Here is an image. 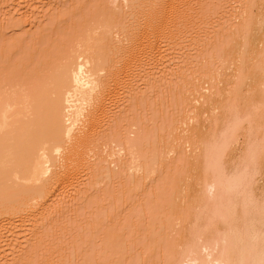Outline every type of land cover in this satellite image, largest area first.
Returning a JSON list of instances; mask_svg holds the SVG:
<instances>
[{"label": "bare ground", "instance_id": "obj_1", "mask_svg": "<svg viewBox=\"0 0 264 264\" xmlns=\"http://www.w3.org/2000/svg\"><path fill=\"white\" fill-rule=\"evenodd\" d=\"M24 1L25 0H7L4 1L3 4L1 3L2 1L0 2V33L2 40H4L6 35H16L14 31L13 32L15 34L11 33L12 29H16L18 27L21 29V26L23 25L22 18L16 19L14 15L20 8L21 4L24 6ZM33 1L34 0L29 2V5L25 3L26 1L24 2L26 4L25 7L28 6L26 7L28 14L30 12L32 14V7L36 3ZM117 1L112 0V2H115V4ZM177 1L180 2L181 0H121L120 3H122V8L120 7V3V6L118 5V7L120 9L125 7L128 8L127 11L126 8L123 9V11L121 10L120 16H122L123 19H126V22L124 21L122 25L118 22L119 17L112 13L113 10L110 8L108 11L102 12L101 15L97 13L88 14L86 16L88 23L87 28L80 36H78L76 41L74 40L75 42H69L67 41L68 39H66L63 48L61 47V49L56 53L57 58H53L55 65L47 66L45 62L44 64L46 66H43V68H41L42 65L39 66L40 69L39 67H32L22 74L17 71L20 67H22L21 61H19L20 64H13L12 60L15 58L14 54L21 56L22 60L27 57L31 50V47L28 46V41L31 38L27 33L22 32L20 29H16V31L18 30L16 37L20 36V38H16L14 36L15 39H13V44H16L15 42L17 40L19 42L21 41L22 43L26 41L27 43L25 42L26 44H23L24 46L22 45V47L19 48L21 43L17 41L18 48H16V50L14 49L15 53H13L14 50L12 51L11 54L13 55L9 56L8 54H3L2 57H0V221L2 219L3 221L5 220L7 222L9 228L5 229H8L7 233L10 235L9 240L8 236L3 233L4 229H0V247L4 245L3 243H5V237H7L6 240H9V243L7 242L8 246L7 243L5 245L10 250H12L11 253L13 254L17 249L18 253H20L22 256H25L31 252L30 245L37 243L44 244V236L50 232L49 230L48 233H46L48 226H51V228L54 226L51 225V221L53 224H57V222L55 223V219L58 216H55L56 218H53L54 220L50 218V213L52 210L55 211L54 209H59L60 211H57L60 212L59 214L64 218L69 212L68 210H70V208L74 205H82L85 200L88 199L91 200L88 202L96 203L95 201L97 200L94 201L96 197L93 198L95 193L100 196L99 197L96 195L98 197V201L102 202L104 196L102 198L100 195V193H103L101 192V189H97L98 191L94 189V193H92L88 187V184H91L90 182L88 183V181L93 177H95L94 180L97 179L96 181L99 183V180H102L101 177L104 180H107L109 177L110 178L108 180H114L122 174H131V176L129 175L127 178L131 177L130 182H132V184H134L137 189H139V187H141L140 185L142 180H145L148 176L150 178L151 174L154 176V174H156L155 172L158 171L157 169H160V175L163 170L164 174L162 175L166 177L167 174H169L167 173V170H169L173 164H171L172 160L174 162V156H179V158H175L176 162V159L184 157L181 155L186 156L187 154V158L184 159L185 162L184 160L178 162H182V164H188L189 162L191 164L189 167L193 170V179H195L194 175L196 176V183L193 181L196 186L195 184L192 185V181L190 182L189 179L188 181L192 185L190 187L191 189L192 187L198 188L195 191L196 193H193V195V191L191 192V189H188V185H190L189 182V184L186 182L188 187L183 182V179L186 176L184 171H187L184 169L182 174L185 176L183 175V177L180 175L182 180L177 178V181H181H179V185H181L182 182L184 183H182L183 187L178 185L180 189H176L179 188L176 187L174 190H172V188L169 190V192L175 191L174 193L177 194L173 195L168 192L166 189L168 183L165 185L166 187L164 186L167 191L160 189L161 192L163 190L165 194L167 193L166 196H168V194L171 196L166 197V200L165 198L163 199L165 201L164 204L160 203L163 206L162 208H159L161 209V212L157 208L156 212H160V214L158 213L159 216L157 215V218L160 217L159 219H161V223H157V225H160H158L159 231L157 228L158 233L154 231L156 229H154V226L157 227L155 221H153L154 223H152L150 226L152 228L149 227L150 231L153 232V234L149 236H152L153 239L155 234L157 238H159L160 243L163 242V239L161 238L171 232H169L167 229H169L168 227L172 226V223L174 222L173 220L178 221L179 225L184 227L183 230H181L183 231V238H181L182 243H180V245L178 243L176 245L178 247L175 246L174 249H170L173 251H171L172 255L170 254V256L167 257V259L169 258L167 260L168 264H264V186H262L264 183L262 181V171L264 170V139L262 138L264 133H262L263 135L261 137V133L258 134L260 132L259 130L263 128L261 120H264V11L262 10V13H257L258 10L260 11V8L264 9V0H260L261 3L259 0H235L236 3L238 2L237 5H239V7L236 5L237 9L234 7L232 8H234L236 11L238 10L235 12L238 15L232 13L233 9L231 8V13L233 16L234 14L236 16L233 17L232 14L230 15L229 12L225 11L227 16H224L225 18L223 17V22L220 20L221 28L222 26L226 27L224 28L225 31L217 28V25L219 26L217 23L219 22L216 23V27H214V23L213 25L210 24L212 27L216 28V31L214 32L213 28L211 30V36L214 37L216 35L215 32H217V34L220 33L217 31V29L222 31L221 33L226 32L228 34V32L231 31L230 28L233 32L235 31V28L239 27L237 28L240 32L239 36L234 39L236 41L240 39V46L236 47V50L234 51V62L232 68H227L224 66L225 59H220L218 61V72L213 71L211 73L213 76L217 75L215 76L217 78H215L214 82L212 81L209 87L210 89L206 90V93L208 92V94L204 95L203 103L201 105L192 107L193 99H191V96L192 91H194L195 88V76L189 78L190 83H188V81L185 82L186 80L184 81L182 74L179 72L182 68L177 69V72H175L176 74L172 75L171 81L169 79L171 82L169 86H173L175 91H173L172 88H167L169 81L167 82L166 79H164L166 83L162 79L161 81L160 79L159 81L157 80L159 83L164 82L163 86L164 84L165 86L163 87L161 83L159 87L161 89L164 88V90L169 89L167 91L169 94H172L173 91L176 92V95L179 98L184 96V107L186 115L188 116L187 118L186 116H183V121L187 122L181 121V125L180 123L177 124L175 122V124L179 126L173 128L169 134L162 132L163 135L161 136V139L158 138V134L156 140L157 142L152 141L153 139L151 138H153V136L150 137V142H153L154 144L156 143L154 146L150 143V145L153 146V148L151 147L152 149L149 147L148 149L147 147L142 149L143 147L141 146L140 149L138 148V141L140 142L144 139L145 141H148L145 138L146 135L144 137H138L136 140L137 142H134V139L131 136L135 137V135L128 136V131L124 130L126 127L125 124V127L122 125L124 127L122 128L120 125L123 122L118 121L120 116L121 118L124 117L122 116L123 114H121L119 117L113 116V118H118L117 120H114L115 118L113 119L115 122L112 121V119L109 121L110 118H112L111 115L118 111L117 106L119 112L115 114L118 115L121 113L120 109L123 103L120 104V101L116 106V111L112 112V110H114L112 106L114 104L112 101L115 100L114 97L117 96L116 93H118V89H120L122 86V89H124V87L130 88L131 86L134 89L133 86L135 85V81H137V83L141 81V83L144 82L145 87H143L146 89H149L152 83L159 84L154 82V80L156 77H158L156 75H159L160 73L162 74L165 71L162 66H166L165 64L171 62V59H177L173 55V48L174 51H177L178 48L176 49L175 45H182L181 42L184 40L182 38H184L187 34L185 31L189 27H187L186 24H189L191 27V22H193L196 25L194 21L195 18L199 16L198 13H196L197 15L194 13L196 15L195 17L192 10L189 8V6L192 7L191 2V4L188 3L187 10L190 9L194 17L191 14V20L189 18L187 20V18L185 19V17H182L185 15L180 16L181 13H179L180 10L178 9H182L179 6L183 4H177ZM207 1L211 3V0ZM209 2H207L208 5ZM228 2L229 1H226V3ZM158 3L163 4L165 7L167 5L169 12H167V10L164 12L165 10L162 11V8L158 9V7L155 9L154 7H156V4ZM207 3H205V6ZM161 4H158L157 6L160 7ZM259 5H263V7ZM200 7L201 6H198V8L201 10V8L204 6L201 8ZM144 8H149V13L147 11L148 14L145 15L147 18H145V21L143 22V17H141L142 14L138 12H141L142 9L144 10L143 12L146 13ZM256 8L258 9L257 11ZM174 10L175 12L177 10L179 13L176 15L177 19L174 15ZM187 10L185 13L189 12L186 14L189 16L190 10ZM171 11H173L174 14H172ZM124 12L126 13L124 15L127 16L129 14L127 17H130L131 19L133 18L132 22H134V18L135 20L136 18L138 20L137 15H139V17H141L140 21L143 23L138 25L139 22L136 21V23H138H134L137 27L133 26L134 23L133 25H130V18L124 16ZM220 12L222 11L220 10ZM182 13L184 14V12ZM201 13L202 12L200 11V14ZM171 15L172 17L169 18ZM173 15L176 20H172V18H174ZM218 15L220 16V14ZM214 16L216 17V14ZM221 16H223V14ZM178 18L181 19V22L182 20L188 21L185 26L183 25V22L182 24L179 21L181 27L186 28L183 29L179 24H176L178 23ZM170 19L172 20V26L169 25ZM217 19L218 18L216 17V21ZM189 20L191 22H189ZM224 20L227 22L225 23ZM173 21H175L177 26L179 25V29L185 32V34L183 32L180 34L179 29L174 28ZM229 22H233V24L238 22L239 24L236 23L237 26L235 27L236 24L234 26L231 24V26ZM171 27L173 30H169ZM193 27L194 29L196 28L195 26ZM227 27L229 28V31H227ZM259 29H262V36L260 38L256 37L259 36L256 34ZM133 30L135 31L136 35L132 32ZM177 30L179 31L178 34L176 32ZM187 30L189 31L190 29ZM170 31H175L173 34L175 33L174 37L176 36V39L173 37ZM6 32L11 33L12 35H8ZM165 32L166 34H169L167 35L168 37H165ZM196 32L199 31L196 30ZM236 32L237 31H235V35L237 36L238 32ZM188 33L192 35H190L192 38L194 34H192L190 31ZM221 33L219 34L220 37L217 35V38L219 37L220 40L225 37L224 35V37L221 36ZM176 34H180L182 38L181 36H178L179 38H177ZM189 34L186 37H188ZM229 34L228 35L230 37H233L232 33ZM171 35L174 39H171ZM164 37L166 39H164ZM230 37L227 39H230ZM208 38L210 39L211 37ZM162 39H164V41H162ZM180 39L182 40L180 43H178ZM188 39L184 41H188ZM171 40H177L175 41V43H177L175 44L172 41L174 43L173 44ZM11 48L13 49L14 47ZM182 51H184V49ZM168 56L170 59H168ZM182 58L183 57H181V59ZM132 62L138 66L137 69L139 72L134 69L136 67L133 68L135 71L132 70L130 73L127 71L131 65L130 63ZM172 62L174 63L175 61L173 60ZM168 65L170 67V64ZM183 65L184 64H182V66H176L183 67ZM172 67L174 68V65ZM175 69L176 68H174V70ZM227 69L229 71H226ZM222 70H224L226 75H223L224 73L221 74L220 71ZM133 71L134 73L136 71L138 72L137 76L135 74V78L129 75L132 74ZM192 71L194 72L195 70ZM11 72L12 74H10ZM127 72L129 74H127ZM187 75L188 73L183 76L188 79ZM191 75L193 76L195 74L193 73ZM210 75L208 74L207 76ZM151 76L155 77L153 81H150L152 80L150 79ZM192 78L194 82L191 80ZM196 78H198V76ZM159 87H156V89H160ZM245 88L247 89L245 90ZM138 89L140 90L141 88L138 87ZM185 89L187 91L184 93ZM139 90H132L134 94L131 98H134V101L137 100L136 97L139 96ZM122 92L123 91H121V93ZM125 92L128 93L129 91ZM158 92L160 93V90ZM187 92L189 94H187ZM225 92L227 95H225ZM126 95L124 94V96ZM159 95L160 94L157 96ZM167 95L166 97H168ZM177 96L175 97L174 93V95L172 94L170 98H177ZM247 104H251L253 109L248 106L250 109L248 111L245 110L244 106H247ZM225 107H228V109ZM254 108L257 110V112H254ZM206 110H210V114L212 111H217L216 113L213 112L214 114H217L216 116L214 115L215 119L209 118V120L213 119L214 121L211 120V122L208 120V122H210L208 125L204 124L205 119L207 120V118H203L204 122L202 120V116H204L206 113L208 114ZM205 117H207V115ZM243 123L245 124V134L243 140L240 141L236 137V130L239 128L238 126ZM175 124H171V127L175 126ZM191 124H196V127H189ZM260 124L261 127L258 126ZM256 126L259 128H256V130H258L257 133L255 132ZM127 128L128 127L125 129ZM166 129L170 130L168 128ZM197 130H200V133ZM122 131H125V133L123 134ZM196 131L199 133L198 136H196L197 138L194 137ZM201 132L202 134L206 132V135H201ZM257 135H259V137ZM200 136L202 137L198 139ZM107 145L109 146L110 151L109 149L107 150ZM110 160L111 163H114L111 164V167L109 164ZM115 164L116 166L112 168V165ZM158 166L164 167L161 170V168ZM88 172L91 173V178L89 177ZM179 172L180 170L178 173ZM93 173H95V175H93ZM170 174H172V172ZM114 175H116L115 178ZM187 176L185 178H187ZM119 178L122 177L120 176ZM175 183L173 184L175 185ZM154 184L155 183H153V185ZM169 185L168 186L171 187V184ZM174 185L172 187H175ZM157 186L159 187V185L155 184V187ZM148 187H151V185ZM152 188L153 187H151L150 190ZM154 189L155 188H153V190ZM87 191L89 194L92 193V197L91 195L90 197L93 199L88 196L89 194ZM137 191L139 192V190ZM152 192L150 191V193ZM156 193H158L157 197L161 195V193L157 191ZM165 194L163 195L165 196ZM135 197H137V195ZM99 198H102V200L100 201ZM161 198L162 195L160 196L158 203L162 202ZM106 199L108 200L111 198L107 197ZM113 201L116 200L113 198ZM122 201L124 202V200ZM149 201L151 200L149 199ZM117 202L110 204L105 202L106 204L104 203L102 206H100L103 207V210L106 207L112 213L114 210L109 209L108 205H110L113 209H116L114 208L116 205L118 207L122 205L120 202L116 204ZM126 203L128 202L125 201V204ZM160 204H158L159 207ZM93 205H87L86 207L89 206L90 209V206ZM156 205L157 204L154 202V206ZM118 207V210L114 211L116 213L112 214H116L115 217H117L119 214L123 217L125 212L124 214L121 213L123 212L122 210L125 209L122 207L123 209L120 212L121 208ZM128 207L130 206H125L126 209H128ZM99 209L102 210L100 207ZM99 209H96L98 212L95 210L92 212L95 213L93 214L95 215V220L99 221L98 218L101 220H108L109 218L107 217H110L111 213L107 210L108 212H106L108 214L106 213L105 215ZM129 209H131V207ZM99 211L103 214L102 216L99 215L101 214ZM112 214L111 217L114 216ZM173 214H175V216H173ZM89 216L93 217L92 214ZM104 216H106V218ZM122 217H120L121 220ZM130 217L131 215H129L128 218ZM120 218H118V220L116 219L117 222H119ZM126 218L125 221H128ZM190 219H192V223L190 222L191 224L189 223ZM116 220L114 221L116 222ZM156 221L159 222L158 220ZM1 223L2 222H0V228ZM148 224L150 225V223ZM137 228L138 226L134 228V230ZM131 229L133 231L132 227ZM144 229L146 230L145 227ZM163 229L166 230V234L163 233L165 231H163ZM145 230L144 232L146 234ZM191 230L192 232L195 231V233H192ZM136 231L137 230H135L133 233L135 234ZM160 231H162V233H160ZM128 233L129 232H127L126 235L128 237L122 236L119 239V242L126 241L129 243L130 234ZM69 234H71V232ZM131 236L134 235L131 233ZM189 236L192 237V239ZM125 237L128 238L129 241H127ZM144 237L147 236L143 235V238ZM112 238V241L109 239L108 245H106L107 243L104 244L106 247L101 245L104 247V249L99 245H97L99 247L96 246L99 249L96 250L97 252L95 253H98L100 248L105 252H102L104 253V256L102 253H98L99 255L94 253L96 255L94 262H108L111 258V255L115 256L114 254L117 249L113 251L114 247H120L123 243L121 242L120 246L113 245L116 239H114L113 236ZM154 238L156 239L155 236ZM132 240L133 239H131V243ZM110 241L112 243H110ZM134 241L136 242V239ZM153 241H155L156 245L159 244L160 246L159 242L157 243L154 239ZM164 241H166V239ZM126 242H124V244ZM133 243L131 245H133ZM152 243L149 242V245H151V250L150 248L148 249L149 251L146 249L147 253H158L157 250H159L161 247L157 246L156 248V245ZM163 243V246L167 248L166 242ZM94 245H90L92 249H94ZM131 245L129 246V248H131L129 251L134 250ZM153 247L155 250H153ZM166 248H164L163 251H167ZM161 250L162 249H160L159 252L162 255L165 253V251L161 252ZM0 252H2V250H0ZM68 252H70V250L67 251V253ZM70 253L71 255L75 254L72 252ZM144 253L145 255L147 254L146 252ZM167 253L169 252L167 251ZM2 254H4V252H2ZM145 255L143 254L144 258H148ZM155 255L158 256L157 254ZM120 256H118V258L116 257L115 259L111 258L109 261L110 264L112 263L113 259L114 263L116 260L118 261ZM151 257H149L147 260H152L153 257ZM163 257L165 256H162L164 261ZM5 258L6 257L4 256V259ZM141 258L142 257H140V259L137 258L138 260L136 259L134 262L132 260V264H136L135 262H140L139 264H146L149 262L143 258L142 259L144 262H142L140 261L142 260ZM0 259L3 260V255L1 254ZM66 259L65 261L68 260ZM1 260L0 264H3L4 261L1 263Z\"/></svg>", "mask_w": 264, "mask_h": 264}, {"label": "rangeland", "instance_id": "obj_2", "mask_svg": "<svg viewBox=\"0 0 264 264\" xmlns=\"http://www.w3.org/2000/svg\"><path fill=\"white\" fill-rule=\"evenodd\" d=\"M2 1V2H1ZM0 2L3 4V2L4 1H7V0H1ZM26 1V2H25ZM24 2L27 4V5H29L28 3L29 2H31L32 0H25ZM28 1V2H27ZM36 3H35V5L33 6V7H35V8H33L32 6V14H31V12L28 14L27 13V9H26V7H28V6H26L25 7V3L23 2V4H24V6L21 4V6H20V8L18 9V11L16 12V14L14 15L15 16V18L16 19H21L22 18V23H23V25L21 26V29H20V27H18V28H16V27H14V28H16V29H20L22 32H24V33H27L28 34V36L31 38L29 41H28V46L29 47H31V50H30V53L27 55V57L26 58H24V60H22V57L21 56H17V55H15L14 54V56H15V58L12 60V63L13 64H17V63H19L20 64V62L19 61H21V64H22V67H20L19 68V70H17L18 72H20L21 74L23 73V72H26V71H28L29 69H31L32 67H36V68H38L39 66H41L42 65V67L41 68H43V66H46L44 63L46 62V64H47V66L49 65H55V61H54V59L53 58H57V52L61 49V47L63 48V45H64V43H65V41H66V39H68L67 41H69V42H75L76 40H77V38H78V36H80L81 34H82V32L87 28V15L88 14H91V13H97V14H102V12H106V11H108L109 10V8L110 9H112L113 11H112V13H114V14H116L118 17H119V20H118V22H119V24H123L124 23V21L126 20L125 18L123 19L122 18V16H120V14H121V10L123 11V9H125V8H123V9H120L119 7H118V5H119V3L121 2V0L120 1H117L116 2V4H115V2L113 3L112 2V0H34ZM33 1V2H34ZM107 3H106V2ZM114 1V0H113ZM184 3H183V2ZM207 0H181L180 2L179 1H177L176 3L178 4H183V5H181V6H183V7H181V6H179L180 8H182V9H178V7H177V9L178 10H180L179 11V13H181L180 14V16H182V15H185V16H182V17H185V19L187 18V20H188V18L190 19L192 16H193V14L195 13H198L199 14V16H197L196 17V15L194 14V16L196 17L195 18V23H196V25L193 23V22H191L190 20H189V22H191L192 23V25H191V27H190V25L188 24H186L188 21H186V20H182V22L184 23H182L181 22V19H179L178 18V23H176V24H179V21H180V23H182L184 26H185V24H186V26L188 27L187 29H190L189 31L192 33V34H194V35H196L197 33V35L196 36H194L193 35V37H195V38H191L190 37V35L191 34H189L188 32V30L186 29V35H185V37L189 34V39H188V37H186L187 39H188V41H184V40H187L185 37L184 38H182V36L180 35V34H182V32L183 31H181V29H179L180 27H181V24H179L180 25V27H179V25L177 26L176 24H175V21H173V23H174V28H178L179 29V31H180V34L179 35H177L178 34V30L176 31L177 32V38H179L178 36H181V38L182 39H184L183 40V42H184V47H183V42H181V40L182 39H180L179 41H178V43H182V45L180 44H176L175 43V41H177V40H175V41H173V40H171V42L173 41L176 45H175V48L177 49H179V51H178V49H177V51H174V48H173V55L178 59H176L175 60V58L174 59H171L170 61L172 62L173 60L175 61L174 63L172 62H167L168 64H170V67H169V65L168 64H165L166 66H167V68H166V66H162V68L165 70H162V71H164L162 74L160 73L159 75H156V76H158V77H156V79L154 80V82H157V83H159L158 81H159V79H160V81H161V79L164 81V79H166V81L168 82L169 81V79H170V81H171V77H172V75H174V74H176L175 72H177V69H181V71H179L180 72V74H182V78H184V81L185 82H187L188 81V83H190L189 82V78L190 77H194L195 76V88H194V91H192V98L191 99H193V101H192V107H195V106H199V105H201L202 103H203V98H204V95H206V94H208V92L206 93V90L207 89H210L209 87H210V85H211V83H212V81L214 82L215 81V78H217V77H215V76H217V75H215V76H213L211 73L213 72V71H217L218 72V70H219V68H218V61L220 60V59H225V64H224V66H226L227 68H232V65H233V56H234V51L236 50V47H239L240 45V39H238V41H236L234 38H236V37H238L239 36V29H237V28H239V27H237V28H235V31H237L236 33L238 34L237 36L235 35V31H233L232 32V29L230 28V32H228V34L229 33H232V36L233 37H230L226 32L224 33H221L222 31H225V29L224 28H226V27H223L222 26V28H221V21L223 22V17L224 16H227V14H226V12L225 11H227V12H229V14L231 15L232 13H235V12H237L236 10H234V8L235 9H237V6L239 7V5H237V3H236V1L235 0H232V1H230V0H226V1H229L230 3H233V4H230L229 2V4L228 3H226V1L225 0H211V3L209 2V1H207V2H209V5H208V3L206 2ZM260 1V0H259ZM262 1V0H261ZM261 1H260V3H261ZM32 2V3H33ZM112 2V3H111ZM192 4H191V3ZM187 3V4H186ZM188 3H190L191 5H192V7L191 6H189V8L192 10V12H193V14L191 13V10L190 9H188V10H190V17L188 16V15H186V14H188L189 12H186L185 13V11L187 10V8H188ZM205 3H207V5L205 6ZM226 3V4H225ZM34 4V3H33ZM122 3H120V5H121ZM158 4H161V3H158ZM158 4H156V7H154L155 9H157V7H158V9H160V8H162V11L163 10H165L164 12H166V10H167V12H169V10H168V6L166 5V7L163 5V4H161L160 5V7L159 6H157ZM186 4V5H185ZM189 4V5H190ZM202 4V5H201ZM212 4V5H211ZM224 4H225V6H227V7H225L224 6ZM119 5V6H120ZM193 5H195V6H193ZM231 5V6H230ZM233 5V6H232ZM237 5V6H236ZM186 6V7H185ZM198 6H204V7H202L203 8V11H202V8H201V10L198 8ZM229 6H230V8H229ZM259 6H261V7H263V5H259ZM121 8H122V5L120 6ZM225 7V8H224ZM232 7H234V8H232ZM184 8H186V9H184ZM193 8V9H192ZM227 8H228V10H227ZM231 8L233 9L232 10V13H231ZM257 8H258V6H257ZM256 8V11L258 10ZM145 10H146V13L145 12H143L144 10H142L141 9V12H138V13H141L142 14V16L141 17H143L142 18V21L144 22L145 20V18H147L145 15L146 14H148L149 13V8H144ZM194 9H195V12H194ZM199 11H198V10ZM205 9V10H204ZM223 12H220V10ZM225 9V10H224ZM104 10V11H103ZM128 10V8H126V11ZM184 10V11H183ZM187 10V11H188ZM197 10V11H196ZM264 11V9L263 8H260V11L258 10L257 11V13H260L261 11ZM125 11V12H126ZM147 11H148V13H147ZM200 11L202 12L201 14H200ZM123 13V15L124 14H126V13ZM144 14H143V13ZM172 12V14H174L175 15V17H176V15H178L179 13H178V11L176 10V12H175V10H174V13H173V11H171ZM170 12V13H171ZM182 12H184V14L182 13ZM220 12V13H219ZM127 13H129V12H127ZM178 13V14H177ZM220 14V16L218 15V14ZM262 13V12H261ZM264 13V12H263ZM191 14H192V16H191ZM216 14V17L218 18L217 19V21H216V17L214 16ZM223 14V16H221ZM236 14V13H235ZM234 14V16H233V14H232V16L233 17H235L236 15H238V14H236L235 15ZM26 15H28V16H26ZM99 15V16H100ZM129 15V14H128ZM127 15V16H128ZM170 15V14H169ZM174 15H173V17H174ZM124 16H126V15H124ZM123 16V17H124ZM126 16V17H127ZM138 16V20H137V18H136V20H135V18H134V22L136 23V21H138L137 23H138V25L140 24V23H143V22H141L140 20V18L141 17H139V15H137ZM145 16V17H144ZM180 16H178V17H180ZM187 16V17H186ZM193 16V17H194ZM229 16V15H228ZM170 17H172V15L171 16H169V18ZM175 17L174 18H172V20H174L175 19ZM198 17H199V19H198ZM213 17H214V19H213ZM127 18H130V17H127ZM225 18V17H224ZM230 18H231V16H230ZM133 19V18H132ZM132 19L130 18L129 20H130V25H133V23L134 22H132ZM176 19H177V17H176ZM175 19V20H176ZM182 19H184V18H182ZM211 19H212V21H211ZM172 20L170 19V26H172L173 24H172ZM197 20V21H196ZM199 20H200V22H199ZM219 20V21H218ZM221 20V21H220ZM186 21V22H185ZM192 21H193V18H192ZM215 21V22H214ZM238 21V20H237ZM126 22V21H125ZM128 22V21H127ZM208 23V25H207V23ZM217 22H219V23H217ZM224 22L226 23L227 21H225L224 20ZM134 23V25L133 26H135V27H137L136 26V24ZM190 23V24H191ZM213 23H214V27H216L215 25H216V23L217 24H219V26L217 25V28H219L220 30H222V31H220L219 29H217V31L218 32H220L221 33V36H223L224 38V40L222 39V40H220L219 39V37H220V33L219 34H217V32H215L216 33V35H215V37L214 36H211L212 35V33H211V30H212V28L214 29L213 30V32L214 31H216L215 29L216 28H214V27H212V25H213ZM230 23V25L232 24L233 26L236 24V23H238V22H235V24H233V22L231 23V22H229ZM202 24H203V27H202ZM210 24H212V25H210ZM228 24V23H227ZM239 24V23H238ZM168 25V26H169ZM182 25V26H183ZM200 25V26H199ZM207 25V26H206ZM231 25V26H232ZM176 26V27H175ZM193 26H195L196 28L194 29V27ZM211 26V27H210ZM225 26V25H224ZM227 26V25H226ZM229 26V25H228ZM237 26V24L235 25V27ZM240 26V25H239ZM206 27H207V29H206ZM13 28V27H12ZM11 28V29H12ZM181 28H186V27H181ZM192 28V29H191ZM205 28V29H204ZM16 29H12V32L11 33H13V34H15L16 33V35H17V33H18V30L16 31ZM173 30V28L171 27V28H169V30ZM200 29V30H199ZM229 28L227 27V31H229L228 30ZM19 30V31H20ZM175 30V29H174ZM196 30H198L199 32H196ZM206 31V33H205V31ZM9 31V30H8ZM15 33H14V32ZM209 31V32H208ZM261 31H262V29L260 30L259 29V31L256 33L257 35H259V36H256V34H255V36L256 37H261L262 36V33H261ZM134 34H135V31L133 30L132 31ZM167 32V31H166ZM166 32H165V34H166ZM169 32V31H168ZM171 32V34L173 35V37H174V34H173V32H175V31H170ZM185 32H183L184 34H185ZM194 32V33H193ZM209 34H208V33ZM260 32V33H259ZM8 35L9 34H11V33H9V32H6ZM214 33V34H215ZM183 34V35H184ZM12 35V34H11ZM16 35H12V36H5V38H4V40H2L1 39V33H0V57H2V55L3 54H8L9 56H11V55H13V54H11L12 53V51L15 49L16 50V48H18V43H17V41L15 42L16 44H13L14 42V40L13 39H15L14 38V36L16 37ZM136 35V34H135ZM167 35H169L168 33L166 34V36L165 37H168ZM172 35H171V37H172ZM211 37L210 39L207 37ZM217 35L219 36L218 38H217ZM230 37V39H227V38H229L228 36ZM192 36V35H191ZM28 37V38H29ZM164 37V39H166ZM170 37V36H169ZM171 38V39H176V36L174 37V38ZM207 37V38H206ZM16 38H20V36H18V37H16ZM192 39V41H191V39ZM164 39H162V41H164ZM73 40V41H72ZM75 40V41H74ZM193 40H194V42H193ZM213 41V42H212ZM19 42V41H18ZM26 42V41H25ZM25 42H19V43H21L20 44V46H19V48L20 47H22V45L23 44H26ZM172 42V43H173ZM187 42H189V43H187ZM173 43V44H174ZM186 43V44H185ZM187 44H189V45H187ZM12 45V46H11ZM179 47H178V46ZM186 45V46H185ZM238 45V46H237ZM24 46V45H23ZM174 46V45H173ZM172 46V47H173ZM177 46V47H176ZM181 46V47H180ZM193 46H194V48H193ZM11 47H14L13 49L11 48ZM188 47V48H187ZM185 48H186V50H185ZM175 49V50H176ZM184 49V51H182ZM188 49V50H187ZM15 50L13 51V53H15ZM181 51H182V53H181ZM179 52V53H178ZM185 52V53H184ZM180 54H181V57H183L182 59H181V57H180ZM183 54V55H182ZM185 54V55H184ZM179 57V58H178ZM52 59V60H51ZM168 59H170V57L168 56ZM43 60H45V61H43ZM48 61V63H47V61ZM131 60H132V58H131ZM181 60V61H180ZM43 61V62H42ZM54 61V62H53ZM57 61V60H56ZM180 61V62H179ZM145 62V61H144ZM178 63V64H177ZM179 63H181V64H179ZM193 63V64H192ZM131 65L129 66V69L127 70L129 73L132 71V70H137L138 72H139V70L137 69L138 68V66L134 63V62H132V63H130ZM181 65L182 66V64H184L183 65V67H180V66H176V65ZM133 65H135V66H133ZM174 65V68H176L175 70H174V68L172 67ZM127 66V67H128ZM185 66V67H184ZM132 67V68H131ZM134 67H136V68H134ZM170 69H169V68ZM134 68V69H133ZM39 69H40V67H39ZM184 69H186V70H184ZM134 70V71H135ZM192 70H195L194 72L192 71ZM221 70V69H220ZM134 71L132 72V74H129L128 72H127V74H129L130 76H133L134 78H135V74H136V76L138 75V72L136 71L135 73H134ZM188 73V75H187V77H188V79L186 78V77H184L183 75H185V74H187L186 72ZM191 72V74H195V75H191L190 74V72ZM226 71H229L228 69L226 70ZM193 72V73H192ZM221 72V74H223L224 73V70H222V71H220ZM19 73V74H20ZM173 73V74H172ZM198 75H197V74ZM229 73V72H228ZM227 73V74H228ZM8 74H9V71H8ZM10 74H12V72L10 73ZM210 75V76H207V75ZM177 75H178V73H177ZM223 75H226V73H224ZM198 76V78H196ZM152 77V76H151ZM150 77V79H152V80H150V81H153V79L155 78V77H152L151 78ZM168 77V78H167ZM213 79H212V78ZM168 79V80H167ZM197 79V80H196ZM158 80V81H157ZM191 80H193V78L191 79ZM194 80H193V82H194ZM168 82L167 84H168V87H167V84H166V87L167 88H172L173 89V86L171 87V86H169L170 85V83L171 82ZM142 82V81H141ZM141 82H139V83H137V81H135V85L133 86L134 87V89H137V90H139L138 89V87L139 88H141L142 89V91H141V89L139 90V96L138 97H136L137 98V100H135L134 101V98L132 99L131 97H133V94H134V89L132 88V86L129 88V87H124V89H122L123 88V86L120 88V89H118V93H116V97H114L115 98V100H113L112 101V103L114 104V105H112L113 106V109L114 110H112V112L114 111H116V106H117V104H118V102L120 101V104H122V106H121V113H119L118 115L117 114H115V113H117V112H119V109H118V106H117V112H115L113 115H111V117L112 118H110V120L109 121H111V119H112V121H114V120H117L115 117L116 116H120L121 114H123L122 116H124L123 118H121V116H120V118H119V120L118 121H120V122H123L120 126H124V124H125V126L126 127H128L127 129H125L123 126H122V128H124V130H126V131H128V136H131V135H135V137L134 136H131V137H133V139H134V142L138 139V137H144L145 135H146V140H148V141H145V139L144 140H141L140 142L138 141V148H140L141 149V147H143L142 149H144V147H147V149H148V147L149 148H153V146L156 144H154L153 142L154 141H156L157 140V136H158V134H159V139H161V136L163 135V133L162 132H166L167 134H169L170 133V131H172L173 130V128H176L177 126H179V125H177V124H179L180 123V125H181V121H183L184 119H183V116H186V118H187V116L188 115H186V112H185V107H184V105H185V101H184V96L183 97H181V98H179L177 95H176V92H173V91H175L174 89H173V91H172V94L174 95V93H175V97L177 96V98H170V96L172 95V94H169L167 91L169 90V89H167V90H164V86H165V84H164V86H163V83L165 82H161V83H159V84H155V83H152L151 84V86L149 87V89L147 88H144L145 86V84H144V82L143 83H141ZM192 82V81H191ZM192 82V83H193ZM137 83V84H136ZM166 83V82H165ZM162 85L163 87V89H161L160 87H159V85ZM137 85V86H136ZM139 85V86H138ZM140 85H142V86H140ZM156 85H158V86H156ZM172 85V84H171ZM190 85V84H189ZM188 85V86H189ZM226 85V84H225ZM144 86V87H143ZM137 87V88H136ZM143 87V88H142ZM156 87L158 88H160V89H156ZM126 88H127V90H126ZM129 88V89H128ZM131 88H132V90H131ZM171 89V90H172ZM186 89H188V88H186ZM184 90V93H185V91H187V90ZM247 88H245V90H246ZM123 91L122 93H121V91ZM129 91L128 93H126L125 91ZM147 90V91H146ZM160 90V93L158 92ZM170 90V91H171ZM130 91H131V94H130ZM141 91V92H140ZM144 91V92H143ZM166 93H165V92ZM169 91V92H170ZM156 92H158V93H156ZM167 95V94H169V95H167L168 97H166V95L164 94V93ZM121 93V94H120ZM126 95V96H130L129 98L128 97H126V96H124V94ZM171 93V92H170ZM141 94V95H140ZM158 94H160L159 96H157ZM187 94H189L188 92H187ZM225 95H227L226 94V92H225ZM123 96V97H122ZM163 96V97H162ZM120 97V98H119ZM122 97V98H121ZM125 97V98H124ZM165 97H166V99H165ZM118 101H117V100ZM121 99V100H120ZM126 101H124V100ZM128 101H127V100ZM140 99V100H139ZM183 99V100H182ZM139 100V101H138ZM178 100H181V101H178ZM114 101H117V102H114ZM111 103V104H112ZM115 106V107H114ZM248 106H250V108L251 109H253V107H251V104L249 105V104H247V106H244V109L245 110H249L250 108L248 107ZM123 107V108H122ZM205 107H207V106H205ZM226 109H228V107H225ZM111 109H112V107H111ZM191 109V108H190ZM254 110H255V108H254ZM124 111V112H123ZM207 112H208V114L206 113L204 116H202V120H203V122H204V119L203 118H207V120L205 119V122H204V124L205 125H208L210 122H208V120H209V118H213V119H215V117H214V115L216 116L217 114H214V113H216L217 111H212L211 112V114L209 113L210 112V110H206ZM214 112V113H213ZM254 112H257V110H255ZM257 114V113H256ZM207 115V117H205ZM210 115V116H209ZM113 116H115L114 118H113ZM185 118V119H186ZM114 119V120H113ZM121 119H123V120H121ZM213 119H211L212 121H214ZM211 120H209V121H211ZM211 121V122H212ZM262 121V122H261ZM260 122H261V124H262V127L264 128V125H263V123H264V120H261ZM115 122V121H114ZM114 122H112V123H114ZM174 122V123H173ZM175 122L177 123V124H175ZM183 122H187V121H183ZM189 122V121H188ZM207 122V123H206ZM171 124H175V126H173V127H171ZM200 124V123H199ZM201 124H202V122H201ZM258 124V123H257ZM261 124L260 125H258V126H260L261 127ZM193 126V128L194 127H196V124H191L189 127H192ZM258 126H256L255 127V132L257 133V131L258 130H256V128H258ZM171 127V128H170ZM239 128L236 130V137L240 140V141H242L243 140V137H244V134H245V132H244V127H245V124L243 123V124H241L240 126H238ZM166 128H168V129H170V130H167ZM262 128V129H263ZM259 129V128H258ZM262 129H260L259 131V133L258 134H260V137L263 135L262 133H264V129L262 130ZM123 130V129H122ZM166 130V131H165ZM261 130H262V132H261ZM198 131V130H197ZM197 131H196V133H197ZM195 132V131H194ZM199 133H200V130L198 131ZM122 133L124 134L125 133V131H122ZM134 133V134H133ZM161 133V134H160ZM165 133V134H166ZM194 134V137H196V136H198V134L199 133H197V134ZM155 134V135H154ZM201 135H203V136H205L206 135V132H204L203 134H202V132H201ZM153 136V138H151V139H153L152 141L153 142H150L151 141V139H150V137H152ZM258 137H259V135H257ZM148 137V138H147ZM155 137V138H154ZM202 136H200V137H198V139H200ZM197 138V137H196ZM262 139H264V135H263V138ZM159 141V140H158ZM105 142V141H104ZM137 142V141H136ZM148 142H149V144H148ZM157 142V141H156ZM99 143H101V142H99ZM107 143V142H106ZM150 143L153 145H150ZM142 144H145V145H142ZM150 145V146H149ZM98 146H100V145H98ZM108 146V145H107ZM141 146V147H140ZM101 148H102V146H101ZM151 148V149H152ZM109 149V151H110V148H109V146H108V148H107V150ZM167 149H169V148H167ZM146 150V149H145ZM143 151V150H142ZM110 153V152H109ZM186 154V153H185ZM181 156H184V157H180V159H176V162H175V158L177 157V156H174V162H175V164H174V162H173V160H172V162H171V167L169 168V170H167L168 172L167 173H169V174H167V176H166V174H165V176L166 177H164L162 174H164V171L162 170V168L164 167H159V168H161V170H162V173H161V175H160V169H157L158 171L157 172H155L156 174H154V176L152 175V177H151V175H150V178H149V176L148 177H146V179L145 180H142V182H141V187H139V189H137V187L134 185V184H132V182H130L131 180V177L130 178H127V177H129V175L131 176V174H129V175H125V174H122V175H124V176H122V175H120L122 178H119L120 176H118L116 179H114V180H108L109 178H107L106 176V178H107V180L105 179H103L102 177H101V179L102 180H99V183H98V181H96V180H94V178L95 177H93L91 180H89L88 181V183L90 182L91 184H88V187H89V189L92 191V193H94V189H101V192H103V193H100V195L102 196V198H103V196H104V198H103V200H102V198H99V200L101 201L102 200V202H99L98 201V197L96 196V195H98V194H94L95 196H93V198L94 197H96V199H94V201L95 200H97V201H95L96 203H92V202H88V201H91L90 199H88V200H85V202L81 205V204H79V206L77 207L76 205H74L73 207H71L70 208V210H68L69 212L66 214V216L64 217L65 218V220H64V218H63V216L62 215H60L59 213L60 212H58V211H60L59 209H54L55 211H53L52 210V212L54 213H50L51 215H50V218L52 219V220H54L56 217L55 216H60L59 218H58V221H57V218L55 219V223L57 222V224H53L52 223V221H51V225H54V226H52V228H51V226L49 227L48 226V229L46 230L47 232L46 233H48V231L50 230V232L48 233V234H46L45 236H44V239L45 240H43V242H44V244H32V245H30L31 246V252L30 253H28L27 255H25V256H22L20 253H18L17 252V249L15 250V252L12 254L11 252H12V250H10L7 246H8V241L10 240V238H9V233H7V230L8 229H5V228H9V226L7 225V222L4 220H2L1 219V221L0 222H2L1 223V228L0 229H4V232L3 233H5L6 234V236H8V239L9 240H6L7 239V237H5V243H3L2 245L3 246H1L0 247V250H2V252H4V254H2V252H0V254L1 255H3V260H1L2 262L1 263H3V261H4V263L3 264H47V263H49V264H110V259L111 258H118V256H120L119 258L121 259H118V261H117V263H116V261H115V263H114V259L112 260V263L111 264H132L137 258H139L140 259V257H142L144 260H146V261H149V262H145L146 264H168V259H167V257L168 256H170V254H171V251H173V250H170V249H174V247L179 243V245H180V243H182V241H181V238H183V236H182V233H183V231H181V230H183V228L184 227H182L181 225H179V223H178V221H175V220H173L174 222L172 223V226H170V227H168L169 229H167L170 233H168V235L165 233L166 232V230L165 229H163V233H165L166 235H164V234H161V235H164V237H162L161 239H163V242H166V245H167V248L166 247H164L163 245H164V243L163 242H161L162 243V245H161V243H160V241H159V238H157V236L154 234V236L156 237V239L154 238V236H153V239L154 240H156V242L158 243H160V246H159V244L158 245H156V243H155V241H153V239H152V236H149V235H151V234H153V232L152 231H150V228H152V227H150L151 226V224L152 223H154L153 221H155V224H156V226L157 227H155L154 226V231H156L157 232V228H158V225L161 223V219H159V218H157L158 216H159V214H160V212H161V209H159V208H162L163 206L161 205V204H164V198H165V200L167 199L166 197H169V196H171L170 194H177V193H174L175 191H173V192H169V190L172 188V190H174L176 187H183V185H182V183L184 182L185 184H186V182L188 183L189 181L191 182L192 181V185H194L195 183H196V176L194 175V178L195 179H193V170L192 169H190V167H189V165H191L189 162H188V164L187 163H185V164H182V162L181 163H179L178 161H183L185 158H187V154H186V156L185 155H181ZM102 158V157H101ZM101 158H100V160H101ZM177 158H179V156L177 157ZM97 159L99 160V158L97 157ZM172 159H173V157H172ZM264 159V158H263ZM97 161V160H96ZM184 162H185V160H184ZM110 167H111V164H114V163H111V160H110ZM180 164H182V165H180ZM262 164H263V162H262ZM264 165V164H263ZM113 167L112 168H114V166H116V164L115 165H112ZM162 166V165H161ZM173 166V167H172ZM108 168H109V166H108ZM172 168V169H171ZM178 168V169H177ZM111 169V168H110ZM187 170V171H184L185 173V175L187 176H190V177H188L187 176V178H185L186 176L184 175V174H182L183 173V170ZM189 169V170H188ZM95 170V169H94ZM172 170V171H171ZM175 170V171H174ZM180 170V172L178 173V171ZM182 170V171H181ZM190 170H192V171H190ZM89 172H91V171H89ZM88 172V173H89ZM92 172H93V170H92ZM91 172V173H92ZM172 172V174H170ZM186 172H187V174H186ZM189 172H191V173H189ZM263 172V174H264V170L262 171ZM87 173V174H88ZM91 173H89L88 175H89V177H90V175H91ZM177 175H176V174ZM103 174H106V173H103ZM195 174V173H194ZM262 174V176H263V179H264V175ZM93 175H95V173H93ZM155 175H157V176H155ZM180 175H184L183 177H184V181L181 183V185H179L178 183H179V181H177L179 178H180ZM104 176V175H103ZM126 176V177H125ZM161 176V177H160ZM164 178H163V177ZM116 177V175H114V178ZM91 178V177H90ZM149 178V179H148ZM157 178V179H156ZM174 178V179H173ZM176 178V179H175ZM178 178V179H177ZM182 178V177H181ZM180 178V179H181ZM191 178V179H190ZM112 179V178H111ZM188 179H189V181H188ZM193 179V180H192ZM262 179V181L264 182V180ZM148 180H150V181H148ZM157 180V181H156ZM182 180V179H181ZM187 180V181H186ZM154 181H156V182H154ZM175 181H176V183H175ZM193 181H195V183L193 182ZM261 181V182H262ZM93 182V183H92ZM143 182H144V184H143ZM146 182V183H145ZM181 182V181H180ZM189 182V183H190ZM262 182V183H263ZM153 183H155L156 185H159V189L157 188V187H155V184L153 185ZM168 183V184H167ZM173 183H175V185L173 184ZM183 183V184H184ZM188 183V184H189ZM97 184V185H96ZM148 184V185H147ZM167 184V187L165 186ZM169 184H171V187H169L170 185ZM177 184V185H176ZM145 185V186H144ZM149 185H151V187H153V188H155L154 190H153V188L150 190V188L151 187H148ZM169 185V186H168ZM175 186V187H172V186ZM179 185V186H178ZM191 185V183H190V185H188L187 186V184H186V186L188 187V189H191L190 187L192 186ZM166 187V189L168 190V192L170 193V194H168V196H166L167 195V193L165 194L164 193V191L163 190H166L165 189V187ZM195 186H196V184H195ZM262 186H264V183L262 184ZM92 189H91V188ZM180 187L179 188H176V189H180ZM184 187H185V185H184ZM136 188V189H135ZM186 188V187H185ZM121 189V190H120ZM122 189H124V190H122ZM156 189H158V190H156ZM160 189H163L162 190V192H161V190ZM195 189V190H194ZM198 188L197 187H195V188H193L192 187V189H191V192H192V194L194 193H196L195 191L197 190ZM121 192H120V191ZM137 190H139V192L137 191ZM166 190V191H167ZM98 191V190H97ZM150 191L153 193H150ZM156 191L157 192H159V193H161V195H162V202H159L158 203V200H160V196L159 197H157V195H158V193H156ZM165 191V192H166ZM177 191V190H176ZM88 192V191H87ZM96 192V191H95ZM155 192V193H154ZM91 193V192H90ZM91 193V194H92ZM88 194H89V192H88ZM91 194H89L88 196L90 197V195ZM156 194V195H155ZM163 194H165V196L163 195ZM193 194V195H194ZM202 194V193H201ZM108 198H111L112 199V201H111V199H106L107 197ZM137 195V197H135ZM150 195H152V196H150ZM203 195V194H202ZM99 196V195H98ZM157 198H156V197ZM164 196V197H163ZM88 197V198H89ZM91 197H92V195H91ZM90 197V198H91ZM100 197V196H99ZM151 197H152V199H151ZM155 197V198H154ZM93 198H91V199H93ZM113 198H114V200H116V201H113ZM154 198V199H153ZM149 199L151 200V201H149ZM104 200H105V202L106 203H115V202H117L116 204H118L119 202L124 206H130L131 207V209H129L130 207H128V209H126L125 208V206L123 207L122 205L120 206V207H118L116 204V206L114 207V208H116V209H113L110 205H108V207H109V209H111V210H114V211H117L118 209H117V207L118 208H121L120 209V212H121V210L124 208L125 210H122L123 212L121 213V214H124V212H125V215H123V217H124V219H123V217H122V215H118L117 217H115V215L116 214H112V213H116V212H112L111 213V211L110 210H108L104 205V207H105V209L103 210L102 208L103 207H101L102 206V204H104L105 202H104ZM107 200V201H106ZM110 200V201H109ZM120 200V201H119ZM122 200H124V202L122 201ZM135 200V201H134ZM93 201V202H94ZM124 203H122V202ZM125 201H127L128 203H126L125 204ZM83 202V201H82ZM99 202V203H98ZM130 202V203H129ZM154 202H155V204H157L156 206H154ZM89 203V204H88ZM92 203V204H91ZM105 203V204H106ZM151 203H153V204H151ZM161 203V204H160ZM93 204H95V205H97V206H95V205H93ZM130 204V205H129ZM158 204H160V207H159V205ZM87 205H93V206H90V209H89V206L88 207H86ZM101 205V206H100ZM112 206H114L113 204H111ZM132 205V206H131ZM152 205V206H151ZM76 206V207H75ZM150 206V207H149ZM98 207V208H97ZM99 207L102 209V210H100L99 209ZM123 207V208H122ZM157 208H158V210H160V212H156L157 211ZM93 209V210H92ZM96 209H99L100 211H102V213L103 214H105L106 215V213L109 211L112 215H114V216H112L111 217V214H110V217H107V218H109L108 220H101L100 218H98V220L99 221H97V220H95L96 218H95V215H93V214H95V213H92V212H94V210L95 211H97ZM58 210V211H57ZM108 210V211H107ZM99 211V212H100ZM105 213H104V212ZM107 211V212H106ZM151 211H153V212H151ZM98 212V211H97ZM120 212H118V213H120ZM127 212V213H126ZM56 213H58V214H56ZM101 213V212H100ZM99 214V215H103V214ZM90 214H92V216L93 217H90L89 215ZM98 214V213H97ZM108 214V213H107ZM134 214V215H133ZM137 214V215H136ZM152 214V215H151ZM129 215H131V217L130 218H128L129 217ZM135 217H133V216ZM150 215V216H149ZM158 215V216H157ZM61 216H62V218H61ZM173 216H175V214H173ZM100 217V216H99ZM105 218H106V216H104ZM120 217H122V220H121V218ZM127 217V218H126ZM150 217H151V219H150ZM54 218V219H53ZM110 218H111V220H110ZM113 218V219H112ZM118 218H120V220H119V222H117V220H118ZM125 218H126V220H128V221H125ZM117 219V220H116ZM130 219V220H129ZM114 220H116V222L114 221ZM131 220H132V222H131ZM156 220H158L159 222H157ZM191 220L192 219H190V221H189V223L191 222ZM97 221V222H96ZM112 221V222H111ZM113 221H114V223H113ZM125 223H124V222ZM136 221V222H135ZM54 222V221H53ZM120 223H122V224H120ZM124 223V224H123ZM134 223H135V225H134ZM148 223H150V225L148 224ZM157 223H159L158 225H157ZM188 223V224H189ZM192 223V222H191ZM190 223V224H191ZM115 226H114V225ZM117 224H120V225H117ZM146 224H147V226H148V228H147V226H146ZM122 225V226H121ZM130 226V227H129ZM138 226V228L137 229H135V230H137L136 232H135V234L133 233L135 230H134V228H136V227ZM160 226V225H159ZM181 226V227H180ZM131 227L133 228V231H132V229H131ZM144 227L146 228V230L144 229ZM150 227V228H149ZM191 227V226H190ZM161 228V227H160ZM164 228V227H163ZM170 228H171V230H170ZM141 229H143V230H141ZM190 229V228H189ZM67 230V231H66ZM132 232H131V231ZM144 230L146 231V234H145V232H144ZM153 230V229H152ZM161 230V229H160ZM158 231H159V228H158ZM68 232V233H67ZM71 232V234H69ZM127 232H129L128 234H130V237H131V239H133L132 240V243H133V245H131L132 243H131V239H130V237H129V240H128V238H126V237H128V236H126L127 235ZM132 233V235H134V236H131V233ZM191 232H192V230H191ZM158 233V232H157ZM160 233H162V231H160ZM192 233H195V231H193ZM69 234V235H68ZM143 235L144 236H147V237H144L143 238ZM188 235H190V234H188ZM112 236L114 237V239H116L115 240V243H113V245H119L120 246V244H121V242L124 244V242H126V241H121V242H119V239L122 237V236H126L125 238H126V240L127 241H129V243L128 242H126L124 245L122 244L120 247H114V250L113 251H115V249H117L116 251H115V254H114V252H113V254L115 255V256H112L111 255V258L109 259V261L108 262H106V261H104V262H94V258L96 257V255L95 254H98V253H102V252H105V251H103V249H104V247H106V245H108L109 243H108V241H109V239L112 241L113 240V238H112ZM182 236V237H181ZM191 236V235H190ZM189 236V237H190ZM136 237V238H135ZM124 238V239H125ZM136 239V242L134 241L135 239ZM191 239H192V237H190ZM158 239V240H157ZM166 239V241H164ZM189 239V238H188ZM47 240V241H46ZM123 240V239H122ZM168 240V241H167ZM190 240V239H189ZM94 241H95V243H94ZM110 241V243H112ZM8 242V243H7ZM117 242H119V243H117ZM149 242H153L155 245H156V248H157V246L158 247H161L160 249H162L161 250V252L163 251V249L164 248H166L167 249V251L169 252V253H167V251H165V253H163L162 255H161V253L159 252L160 251V249L159 250H157L158 251V253H154V254H152V253H147V251H146V249L148 250L149 248H150V250H151V245H149ZM170 244H168V243ZM7 243V246L5 245ZM107 243V244H106ZM131 243V244H130ZM152 243V244H153ZM85 244V245H84ZM93 246L94 244V246L95 247H93L94 249H92V247L90 246ZM104 244H106V245H104ZM131 245V247H133V249L134 250H132V251H129V249H131V248H129V246ZM97 245H99V246H104V247H102L101 246V248H103L102 250H101V248H100V250H101V252H100V250H99V252L98 253H95V252H97L96 250H98L99 248H97V247H99V246H97ZM83 246V247H82ZM89 246H90V248H89ZM97 246V247H96ZM154 246V245H153ZM85 247V248H84ZM164 247V248H163ZM176 247H178V246H176ZM7 248V249H6ZM80 248V249H79ZM119 248V249H118ZM154 248V247H153ZM8 249H9V251H8ZM73 249V250H72ZM169 249V250H168ZM70 250V252H72L74 255H71V253L70 252H68L67 253V251H69ZM74 250H75V252H74ZM153 250H155V248L153 249ZM19 251V250H18ZM135 251V252H134ZM149 251V250H148ZM163 251V252H164ZM132 252H134V253H132ZM144 252H146L147 254H149V255H145V253ZM152 252H154V251H152ZM5 253H6V255H5ZM10 253V254H9ZM95 253V254H94ZM118 254V256H117V254ZM18 254H19V256H18ZM104 253H102V255H103ZM143 254L145 255V256H147L148 258L149 257H151V255H152V257L153 256H156L155 254H157L158 256H156V257H153V259L151 260V259H149V260H147L148 258H144V256H143ZM166 254H167V256H166ZM67 255H68V257H67ZM93 255H95V256H93ZM99 255V254H98ZM165 256V257H163L164 258V261H163V259H162V256ZM172 255V254H171ZM4 256L6 257L5 259H4ZM104 256V255H103ZM71 257V258H70ZM73 257V258H72ZM75 257V258H74ZM100 257H101V255H100ZM151 257V258H152ZM160 259H159V258ZM68 260H67V259ZM141 258V259H142ZM155 258V259H154ZM65 259L67 260V261H65ZM70 259H71V262H70ZM143 259L142 260H140V261H142V262H144L143 261ZM74 260V261H73ZM132 260H133V262H132ZM138 260V259H137ZM151 260V261H150ZM160 260V261H159ZM69 261V262H68ZM155 261V262H154ZM54 262V263H53ZM58 262V263H57ZM122 262V263H121ZM139 262V261H138ZM136 264H139V263H137V262H135Z\"/></svg>", "mask_w": 264, "mask_h": 264}]
</instances>
